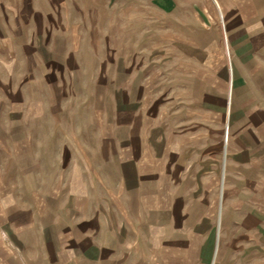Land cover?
<instances>
[{
  "label": "crops",
  "instance_id": "0c3cea01",
  "mask_svg": "<svg viewBox=\"0 0 264 264\" xmlns=\"http://www.w3.org/2000/svg\"><path fill=\"white\" fill-rule=\"evenodd\" d=\"M66 1L74 7V17L83 12L80 16L89 14L91 22L97 21L85 6L88 0H0V91L6 96L15 92L6 84L17 82L19 71L34 88L27 99V171L16 177H76L72 188L33 192L26 205L0 200L1 263L18 255L22 264H258L259 238L253 232L258 223L232 222L235 209L224 204L214 216L209 185L217 177H242L244 170L237 166L260 165L261 155L257 157L254 150L264 151V141L259 148L253 143L264 140V0H150L154 16H144L156 24L154 32L163 28L157 23L166 18L171 38L179 37V24L185 27L184 36L193 39L192 50L194 39H209L214 26L229 43L231 76L228 87L224 79L219 110L213 111L210 78L204 73L191 77L194 67L189 69V63L184 78L155 79V86H166L155 100L149 82L134 90L130 79L99 76L110 64L105 67L99 61V31L62 27ZM49 20L56 21L59 29H46L42 22ZM74 36L91 39L90 50L80 51L88 54L90 61L85 63L98 73L84 81L95 90L90 102L99 100L100 86L108 93L105 109L91 105V113L85 119L75 116L66 130L58 104L67 83L50 71L80 68L75 57L69 61L64 56L79 54V47L72 48ZM52 38L66 42L69 38L70 46ZM176 47L171 53H178ZM110 52L114 50L108 47L106 53ZM37 67L47 71L41 81L47 87L42 100L35 97L40 84L33 75ZM176 67L175 71L183 69L178 63ZM221 68L226 74L225 65ZM67 95L72 98V92ZM168 95L172 101L195 100L198 109L191 100L194 108L185 113L175 108L165 112L158 105ZM3 116L10 121L11 133H18L20 113ZM230 117L235 135H250L251 143L234 140L227 152ZM216 118L218 124L212 120ZM59 122L58 131L73 133L76 139L64 142L74 154L72 161L61 152L53 163L44 151L42 161L35 162L41 156L35 158L36 149H54L45 138L42 147H35V135L51 133V125ZM184 132L188 136L180 140ZM0 149L6 147L0 143Z\"/></svg>",
  "mask_w": 264,
  "mask_h": 264
},
{
  "label": "rangeland",
  "instance_id": "374dc122",
  "mask_svg": "<svg viewBox=\"0 0 264 264\" xmlns=\"http://www.w3.org/2000/svg\"><path fill=\"white\" fill-rule=\"evenodd\" d=\"M85 3V1L83 0ZM88 5L85 6L90 10L93 19L97 15V21L91 22L89 14L83 16V12H77L76 17H74V7L70 6V2H65V8L61 11L63 16L62 27H67L70 30L72 28L81 30H90L91 27L98 29V45L97 49L99 52V61L103 62L102 65L109 68H103L99 71V76L107 78H114L117 81H122L130 79L132 81V88L137 90L139 84H144L149 82L152 88V99L155 100L156 95L162 92V89H166L160 85L155 86V79L159 80L161 78L174 77L176 79H181L186 76V63H189V69L194 67L191 72V77L198 78L205 76L210 78L211 82V109L219 110L220 99L225 96V84L224 79L227 77L226 86L228 87V78L231 76V65H230V47L229 43L221 36L218 28L215 26L212 28V36L209 39H194L196 42V47L192 50L191 42L193 39H187L184 34L185 27L179 24V37H170L168 33L170 29V20L163 18L161 23L158 22L157 25L162 26L157 28V32H154V22L146 20L144 15L154 16V2L150 0H92V3L88 0ZM92 4V5H90ZM215 5V3H214ZM82 9L84 5L81 6ZM80 5L78 8H80ZM216 7V6H215ZM57 11V10H56ZM60 12V13H61ZM76 12V11H75ZM85 12V11H84ZM86 13V12H85ZM88 13V12H87ZM218 23L220 22L219 12L216 10ZM143 16V20H141ZM81 17L83 21L81 23ZM198 19V17H197ZM43 26L48 30H58L59 25L56 21L49 20L42 22ZM93 25V26H92ZM220 25V24H219ZM79 26V27H77ZM111 26V27H110ZM68 30V29H67ZM199 31V30H198ZM147 33L150 36L142 37V34ZM155 33H159L160 36L155 37ZM57 41H65L64 38H52ZM69 42H66V46H70L71 39L67 38ZM72 48L79 47V54L74 53L64 54L65 57L69 58V61L76 60L77 64L80 66L77 70H51V73H55L57 77L66 84L63 88L61 95L59 96V111L61 113L62 129H69L70 122L77 118L81 119L87 117L91 113V94L95 93V90L90 89L92 87L85 86L84 81L90 80V77L97 76L95 68H89L85 61H90L86 58L85 52L80 53V51L90 50V41L88 37H72ZM189 43H188V42ZM108 43V44H107ZM199 44V45H198ZM109 45V46H108ZM178 45V47H176ZM190 45V46H188ZM114 50V53H106L108 50ZM130 47V48H129ZM172 47L178 49V53H171ZM176 48H173L174 51ZM192 51V52H190ZM112 62V63H111ZM182 67L179 71L176 70V66ZM173 64V65H171ZM192 64L194 66H192ZM225 65L227 71L226 74L221 68V65ZM95 67V65H94ZM184 72V74L182 73ZM47 73L46 70L38 68L33 70V75L37 84L35 87V97L42 100L44 92H46V85L42 84V77ZM51 78V77H50ZM78 79V80H77ZM17 82L12 85H5V90L8 88L13 93H8L6 96L0 91V99H4V102L0 101V143L6 147V149H0V200L5 204L14 203L18 205H26L28 200L32 195L38 193L42 190L50 191L60 189V187L69 189L75 186L76 177H16L17 173H26L27 171V152L25 150L27 145V99L34 93V88H30L24 81L22 72L19 71V76ZM75 81V82H74ZM80 81V82H79ZM7 87V88H6ZM67 87V88H66ZM226 87V88H227ZM58 89V88H57ZM108 89V88H107ZM105 87L99 88V100L93 105L98 109L103 110L106 108L105 96L108 91ZM170 90V87H167ZM181 87H179V90ZM18 90V94L16 93ZM158 90V91H157ZM176 93V88L173 89ZM9 91V90H8ZM72 92V98L66 94ZM181 92V91H180ZM169 94V93H168ZM21 95V96H19ZM64 96V97H61ZM11 98V99H10ZM192 100V99H191ZM191 100H176L175 97L173 101L170 95L166 96L163 100L162 105H158L159 109L168 112L170 109H178L185 113L188 109L191 110L193 104ZM193 102L195 100H192ZM195 110L198 109L197 102L195 101ZM223 103V102H222ZM41 110L43 108V102L40 101ZM179 105V106H177ZM95 108H92L93 110ZM57 109V108H56ZM10 111H17L20 113L19 123L17 124L18 133H11V124L7 117L3 116V113H8ZM42 115V114H41ZM181 119V118H180ZM218 124V118L212 119ZM234 121L230 117L227 125V152H229L230 143L234 140L243 141L250 145V135H235L234 127L230 126L231 121ZM196 121V120H195ZM186 118H183L182 125L185 127ZM190 122V119H189ZM72 123V122H71ZM40 124H42V119H40ZM58 124V123H57ZM54 127V123L51 125V133L43 135L42 133L35 135V147H42V141H46V145L50 143L53 146V150H38L34 151V156L39 160L35 161L40 163L42 161V155L45 151L49 160H56L63 155L68 154L67 159L71 160L74 157L73 152L70 148L65 146L64 142L68 144L69 141L76 140L74 135L71 133H60L59 124ZM214 124V123H212ZM71 126H74L73 124ZM224 128V127H223ZM74 129V128H71ZM264 129V126L262 127ZM188 136L185 132L179 137L186 138ZM264 136V135H263ZM182 137V138H181ZM86 138L83 135V139ZM39 139V140H38ZM80 140V139H79ZM241 140V141H240ZM78 141V138H77ZM262 139L258 143L254 142L253 145L262 146ZM62 143L63 149L60 150V145ZM224 143V142H223ZM225 144V143H224ZM66 147V149H65ZM223 148V147H222ZM256 156H260L258 162L260 165L255 167L250 166H237L240 170H244L241 175L242 177H217L213 179L209 185V198L210 204L213 207L214 216L220 210L221 205L229 206L235 209L232 214L233 221H253L258 223V230H253L256 236L259 238V249H258V264H264V151L262 149H256ZM223 152V150H222ZM73 154V156H71ZM256 157V160H257ZM32 161V160H31ZM72 161V160H71ZM53 162V161H52ZM51 162V163H52ZM53 162V163H54ZM47 166V170L49 169ZM88 180L87 177H83V181ZM62 184V185H60ZM35 192V193H33ZM33 193V194H32ZM222 202V204H221ZM215 221V219H214ZM218 222V219L216 220ZM249 247V246H248ZM247 254V253H246ZM10 256L9 260L5 264H22L18 255ZM18 259V260H17ZM0 264L1 257H0Z\"/></svg>",
  "mask_w": 264,
  "mask_h": 264
},
{
  "label": "bare ground",
  "instance_id": "6f19581e",
  "mask_svg": "<svg viewBox=\"0 0 264 264\" xmlns=\"http://www.w3.org/2000/svg\"><path fill=\"white\" fill-rule=\"evenodd\" d=\"M225 33V32H224ZM229 111V110H228Z\"/></svg>",
  "mask_w": 264,
  "mask_h": 264
}]
</instances>
